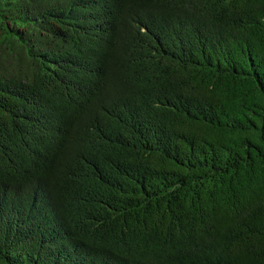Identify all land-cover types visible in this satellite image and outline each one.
<instances>
[{"label": "trees", "instance_id": "trees-1", "mask_svg": "<svg viewBox=\"0 0 264 264\" xmlns=\"http://www.w3.org/2000/svg\"><path fill=\"white\" fill-rule=\"evenodd\" d=\"M0 264H264V0H0Z\"/></svg>", "mask_w": 264, "mask_h": 264}]
</instances>
